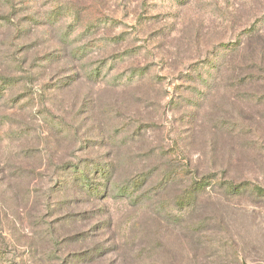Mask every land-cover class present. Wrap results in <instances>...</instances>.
<instances>
[{"label": "rangeland", "instance_id": "rangeland-1", "mask_svg": "<svg viewBox=\"0 0 264 264\" xmlns=\"http://www.w3.org/2000/svg\"><path fill=\"white\" fill-rule=\"evenodd\" d=\"M181 1L0 0V264H264V199L219 188L264 187V58L246 39L264 38V0ZM82 159L110 166L106 198L70 190L60 167Z\"/></svg>", "mask_w": 264, "mask_h": 264}, {"label": "trees", "instance_id": "trees-1", "mask_svg": "<svg viewBox=\"0 0 264 264\" xmlns=\"http://www.w3.org/2000/svg\"><path fill=\"white\" fill-rule=\"evenodd\" d=\"M178 1V3H183L184 1L181 0H176ZM260 32H256L254 30L249 31L246 39L247 42L249 41V45L256 40V42L258 43V53L256 54V56L258 54H260L261 56L263 55L264 58V38L263 36L259 35ZM246 42H244L243 40L237 38L235 41H228L226 43H221L217 46V48L214 49L215 55L213 60L211 61L213 62L212 64L215 66V69L217 72V65H222L225 61L229 60L236 52H238L240 50V48L245 44ZM78 54V53H77ZM75 54V55H77ZM78 57V55L76 56ZM80 57V56H79ZM61 60L60 62L64 63V60L66 59L65 57H60ZM259 62L262 61V63L264 62V59L262 60L261 57L257 58ZM253 60H255V58H253ZM100 69L94 70V71H89L88 73H85L86 71H84L83 73H79L78 71H76L75 75L77 77H69L66 76L65 79L62 80L63 84L65 83V85L67 86H71L72 83H76L78 82L81 77L84 78V74L86 76V78H90L88 79L90 82H96L98 83L99 81H101L102 79V71H99ZM137 70V69H136ZM252 71H254V69H251ZM211 74V71H208ZM253 74V73H251ZM251 78V77H250ZM249 79V78H248ZM54 80V79H53ZM16 84V81H14ZM14 82L12 80H2V85L3 86H7V85H14ZM61 82V83H62ZM18 84V83H17ZM20 84V83H19ZM60 85V80L57 81V83L54 84V89H61ZM4 90L3 87L0 88V92ZM31 92L29 90L26 91L25 95L23 96H28L30 98H35L34 96H32L30 94ZM36 93H38V91H36ZM43 94V93H41ZM34 95V93H33ZM2 97V96H1ZM19 101V100H17ZM16 101V102H17ZM108 131L104 130L106 139L110 144L112 143L114 146L119 145L118 140L120 142H122V139H118V134H119V130L120 129H115V128H108ZM68 129H63L61 131L57 130V135H59L60 137H63V139L65 137H68L67 134L65 132H67ZM102 140V139H101ZM98 141V142H101ZM103 147V146H102ZM68 162V163H67ZM66 163H62L61 167L62 170L65 172H70L69 176H73L72 177V184L70 186V190H75L80 192L81 195H87L88 197H94V198H106L108 196V187L111 183V176L109 174L110 170L109 169V165H104L101 164L100 162L91 160V159H82L80 162H78L77 164L72 163L71 161H67ZM101 179L103 182L98 181L97 179ZM98 181V182H97ZM145 182V178L143 177H139L136 180H133L131 182H129L127 185H125L122 188V193L124 194L125 198L127 199H133L136 202L137 201H141L142 200V196H144L142 194L136 195L137 191L142 187V185ZM210 184V179L209 177H204L201 180H193V182L190 184L189 188L184 191V193L182 195H180L177 198L178 203L182 206L189 204L190 202H192L193 204L197 201L198 196L204 192V190L207 188V186ZM102 186L103 187V195L100 197L97 196V194L100 191V189L98 188V186ZM219 188L225 192L226 195L229 196H240L241 194H243L244 192H248L252 195L255 196V198H257L258 200H262L264 199V187H261L259 185H256L254 183H251L249 181H241L238 183L232 182V181H225L222 182L221 184H219ZM138 199V200H137Z\"/></svg>", "mask_w": 264, "mask_h": 264}]
</instances>
